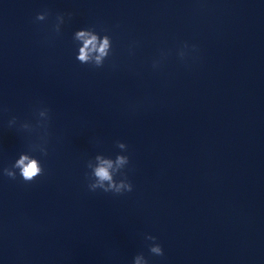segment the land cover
<instances>
[{"label":"clouds","instance_id":"9594fccd","mask_svg":"<svg viewBox=\"0 0 264 264\" xmlns=\"http://www.w3.org/2000/svg\"><path fill=\"white\" fill-rule=\"evenodd\" d=\"M70 15V14H69ZM48 13L41 12L36 15L37 21H44ZM65 22L64 14L56 16L54 31L60 32L61 25ZM73 40L78 44L77 61L80 64L89 65L93 68H102L105 65L106 59L112 55V38L107 33L101 35L94 28H82L74 32ZM197 51L196 45L189 46L186 42L179 49L178 55L181 60ZM165 58V54H161V60ZM161 60L153 62V68L159 67ZM7 111V109H3ZM36 123L32 124L27 120H21L19 117L13 116L8 121L9 128H16L20 131L36 133V139L30 141L27 151L19 154L10 166L0 169V175H3L11 180H16L17 177L22 179L24 183H32L38 177L45 174V169L42 166L41 160L34 153H39L40 156L47 157L50 133L48 131L51 122L50 109L39 107L34 110ZM116 147L120 150L115 155V158L106 157L102 154H97L94 160L87 162V168L90 169L86 173L88 181L87 187L91 192L101 190L104 193H112L114 195H124L133 191V184L128 180L124 172L126 166L129 165L130 159L126 153L128 146L126 143L117 140ZM156 237L146 235L145 240L151 241L147 245L148 251L152 256L163 257L164 250L162 246L156 242ZM132 264H149V258L143 252L136 254Z\"/></svg>","mask_w":264,"mask_h":264}]
</instances>
